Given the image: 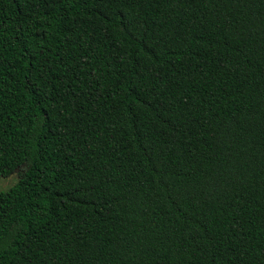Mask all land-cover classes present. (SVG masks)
Segmentation results:
<instances>
[{"label":"trees","instance_id":"1","mask_svg":"<svg viewBox=\"0 0 264 264\" xmlns=\"http://www.w3.org/2000/svg\"><path fill=\"white\" fill-rule=\"evenodd\" d=\"M0 264H264V0H0Z\"/></svg>","mask_w":264,"mask_h":264},{"label":"rangeland","instance_id":"2","mask_svg":"<svg viewBox=\"0 0 264 264\" xmlns=\"http://www.w3.org/2000/svg\"><path fill=\"white\" fill-rule=\"evenodd\" d=\"M18 179V171H15L7 178L0 179V190H5L13 185Z\"/></svg>","mask_w":264,"mask_h":264}]
</instances>
